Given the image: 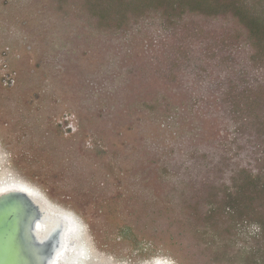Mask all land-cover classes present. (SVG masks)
Segmentation results:
<instances>
[{
    "label": "rangeland",
    "instance_id": "obj_1",
    "mask_svg": "<svg viewBox=\"0 0 264 264\" xmlns=\"http://www.w3.org/2000/svg\"><path fill=\"white\" fill-rule=\"evenodd\" d=\"M238 1L264 16V0ZM87 3L0 0V178L78 216L85 264H264L259 225L203 220L263 167L264 115L229 99L264 91L260 41L214 0L118 29Z\"/></svg>",
    "mask_w": 264,
    "mask_h": 264
},
{
    "label": "trees",
    "instance_id": "obj_2",
    "mask_svg": "<svg viewBox=\"0 0 264 264\" xmlns=\"http://www.w3.org/2000/svg\"><path fill=\"white\" fill-rule=\"evenodd\" d=\"M212 0H89L88 8L94 17H98V23L107 29L121 28L129 21V14L136 17L150 16L153 12H161L164 23L181 19L187 13H201L211 15ZM218 7L219 15H230L238 18L241 25L249 31L257 43L261 60H264V16L250 13L247 7H242L238 0H214ZM219 9V8H217ZM216 12H214L215 14ZM213 14V15H214ZM130 16V15H129ZM253 87H244L240 94L230 92V101L237 110L234 112L240 116L242 112L249 110L251 114L264 115V91H254ZM258 90V89H257ZM264 159V158H263ZM242 171L233 180L231 188L223 190L222 197L213 206L205 211L206 224H215L214 228L224 226V230H234L243 224H257L264 235V162L257 174L253 175ZM244 173V174H243ZM214 200V199H212ZM215 201V200H214Z\"/></svg>",
    "mask_w": 264,
    "mask_h": 264
},
{
    "label": "water",
    "instance_id": "obj_3",
    "mask_svg": "<svg viewBox=\"0 0 264 264\" xmlns=\"http://www.w3.org/2000/svg\"><path fill=\"white\" fill-rule=\"evenodd\" d=\"M0 178V264H85L78 216L24 181Z\"/></svg>",
    "mask_w": 264,
    "mask_h": 264
},
{
    "label": "bare ground",
    "instance_id": "obj_4",
    "mask_svg": "<svg viewBox=\"0 0 264 264\" xmlns=\"http://www.w3.org/2000/svg\"><path fill=\"white\" fill-rule=\"evenodd\" d=\"M13 181V180H12ZM18 181V180H17Z\"/></svg>",
    "mask_w": 264,
    "mask_h": 264
}]
</instances>
